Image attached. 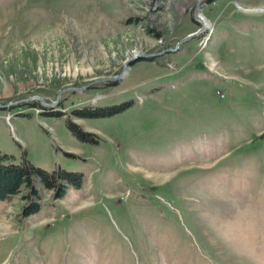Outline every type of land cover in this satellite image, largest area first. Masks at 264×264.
Returning <instances> with one entry per match:
<instances>
[{
	"label": "rangeland",
	"instance_id": "1",
	"mask_svg": "<svg viewBox=\"0 0 264 264\" xmlns=\"http://www.w3.org/2000/svg\"><path fill=\"white\" fill-rule=\"evenodd\" d=\"M9 104L0 163L82 183L0 202V264H264V0H0Z\"/></svg>",
	"mask_w": 264,
	"mask_h": 264
},
{
	"label": "trees",
	"instance_id": "2",
	"mask_svg": "<svg viewBox=\"0 0 264 264\" xmlns=\"http://www.w3.org/2000/svg\"><path fill=\"white\" fill-rule=\"evenodd\" d=\"M38 109H43L40 104H33ZM120 108L108 107L106 109L94 108L87 109L79 112L78 117L81 118H103L111 116L114 113L119 112ZM68 127L72 133L80 137L84 135L79 131L75 124L69 122ZM77 128V129H76ZM7 157L0 154V162ZM37 183H40L41 187L38 188ZM82 175L65 172L62 170H56L53 172H47L43 169L34 167L27 160L20 165L8 164L3 165L0 163V202L7 201L12 197L18 195L22 189L27 190V194L23 197L25 200H29L28 204H25L20 209V214L23 217H27L36 214L41 209L40 204V190L52 192L54 200L60 199L68 185H72L76 188L81 187Z\"/></svg>",
	"mask_w": 264,
	"mask_h": 264
},
{
	"label": "water",
	"instance_id": "3",
	"mask_svg": "<svg viewBox=\"0 0 264 264\" xmlns=\"http://www.w3.org/2000/svg\"><path fill=\"white\" fill-rule=\"evenodd\" d=\"M202 31H203V26H201L200 29L197 30L195 33H192V34H190L189 36H187V37H186L184 40H182L178 45H181L182 43L188 42L189 40H191V39H193V38H196V37H197ZM136 58H138V56L135 57V58H133V59H131L130 61H128V63L125 65V67H127L128 64H130L131 62H134ZM143 58H148V57H143ZM120 79H121V74H120L119 76H116V77L113 78V80H120ZM71 90H72V91H80V89H70V91H71ZM35 99L41 101V106H42L43 108H48V107L51 106V105H48V104L44 103L43 100L40 99V98H37V97H36ZM10 106H12V104H9V106H1V105H0V108L10 107Z\"/></svg>",
	"mask_w": 264,
	"mask_h": 264
},
{
	"label": "bare ground",
	"instance_id": "4",
	"mask_svg": "<svg viewBox=\"0 0 264 264\" xmlns=\"http://www.w3.org/2000/svg\"><path fill=\"white\" fill-rule=\"evenodd\" d=\"M196 18L198 19V21H200L201 26H203V29H207V27L209 25L208 22L200 16H197Z\"/></svg>",
	"mask_w": 264,
	"mask_h": 264
}]
</instances>
